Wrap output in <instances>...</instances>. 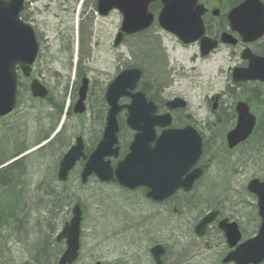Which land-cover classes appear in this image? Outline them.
<instances>
[{"label": "rangeland", "instance_id": "rangeland-1", "mask_svg": "<svg viewBox=\"0 0 264 264\" xmlns=\"http://www.w3.org/2000/svg\"><path fill=\"white\" fill-rule=\"evenodd\" d=\"M22 19L34 30L39 56L29 79L20 74L15 114L4 123L5 130H0V136L10 132L18 137L15 143L6 145L4 135L0 146L5 148L0 153L9 159L18 144L26 148L7 164L22 158L25 161L24 176L20 178L25 184L23 206L25 211L33 210L25 214L27 226L19 224L18 235L2 232L0 264H36L33 246L40 237L52 250L62 252L63 244L56 246L54 240L70 220L74 205L82 211L80 250L75 264H154L149 254L154 245L165 249V264H221L227 251L222 232L213 225L201 238L193 234L197 222L215 209L220 211V219L226 218L240 227L243 239L255 234L259 224L256 199L247 193L246 185L251 179L264 177V107L258 102L261 97L264 102V87L240 88L231 83L230 70L238 60L232 61L224 48L202 60L196 47L183 49L173 36L155 26L125 38L115 48L113 40L121 15L113 11L106 17L99 16L96 0H25ZM140 43L155 48L161 72L157 73L151 63L150 51L143 52V61ZM131 67L142 70L139 86L148 85V96L162 104L160 113L171 112L174 127L190 125L203 141V177L190 194H178L164 205L151 203L140 191L102 185L94 177L81 184L83 162L71 171L66 182L56 178L59 162L75 138H82L87 155L95 148L105 123V90L119 72ZM82 78L89 81L86 112L74 116L70 110ZM32 79L48 90L50 103L31 98ZM255 93L260 96L252 102L259 106L253 112L257 116L254 134L238 149L227 151L224 136L235 120L227 122L224 113L234 98H248ZM215 96H220V109L213 114ZM174 98L182 99L186 108H164L165 102ZM54 104L63 108L60 122L49 140L37 141L50 127ZM123 115L124 112L118 118V137L125 148L132 132L125 127ZM62 128L64 145L38 153Z\"/></svg>", "mask_w": 264, "mask_h": 264}, {"label": "water", "instance_id": "water-1", "mask_svg": "<svg viewBox=\"0 0 264 264\" xmlns=\"http://www.w3.org/2000/svg\"><path fill=\"white\" fill-rule=\"evenodd\" d=\"M25 0H0V119L11 116L15 111L18 86V71L29 77L31 67L38 57V46L33 29L22 22L20 14ZM158 0H97V12L106 16L117 10L122 16L120 32L114 40L117 47L124 35H133L149 29L154 15L148 11L149 5ZM161 10L157 15V25L184 45L199 42L201 57H205L216 48V42L204 37L201 17L204 14L198 0H159ZM230 28L244 38L264 35L261 20L264 21V9L257 0H245L229 14ZM229 37L222 36L221 43H229ZM141 72L131 69L121 72L107 87L105 102L108 107L102 140L88 156L80 178L85 184L88 177L94 175L101 182L108 183L113 178L119 186L135 190L144 187L148 190L146 198L161 203L171 198L177 191H191L195 181L202 175L201 169L193 167L202 154L199 134L192 128L171 129L169 114L156 115L157 108L147 102L141 92H135ZM233 81L264 83V62L253 60L247 70L235 69ZM86 81L78 93L73 108L74 114L84 112L83 102L86 95ZM31 97L45 99L46 89L33 80L29 86ZM123 98L129 99L128 105H119ZM186 103L181 99L167 102L169 110L183 109ZM125 110V125L135 133L129 146V152L123 161L117 163L115 170L105 159H117L118 114ZM237 123L228 133V149L243 143L251 135L255 120L249 115L245 104L236 107ZM162 130L157 137L155 130ZM84 144L80 137L67 151L59 163L57 180L65 182L68 174L80 160H85ZM247 192L257 200V214L260 226L255 237L239 243L241 235L236 223L222 220L218 228L223 232L228 249L231 252L222 260V264H260L264 262V178L253 179L247 185ZM72 218L65 224L57 241L65 240L66 250L57 264H73L79 250V229L81 214L78 206L72 210ZM217 212L206 215L195 227L194 233L201 237L206 227L214 222ZM155 264H161L164 249L157 245L150 249Z\"/></svg>", "mask_w": 264, "mask_h": 264}, {"label": "flooded vegetation", "instance_id": "flooded-vegetation-1", "mask_svg": "<svg viewBox=\"0 0 264 264\" xmlns=\"http://www.w3.org/2000/svg\"><path fill=\"white\" fill-rule=\"evenodd\" d=\"M245 0H199V5H202L203 7H204V9H205V13H204V15H203V17H202V22H203V26H204V36L206 37V38H208V39H210V40H212V41H214V42H216L217 43V48H216V50L215 51H212L211 53H209L208 54V56H206V57H204V58H201V56H200V52H199V57L202 59V60H204V59H206V58H208V57H210L211 55H213V53H215V52H217L219 49H221V48H224L227 52H228V54H229V56H230V58H231V60L233 61V60H238V62H237V64L236 65H234L233 66V68L230 70V74H229V79H230V81H231V83L233 84V85H235V86H237V87H240V88H243V87H248V86H253V85H256V86H262V87H264V83H261V82H258V81H253V82H242V83H236V82H233V78H232V75H233V72H234V70L235 69H239V70H247L248 69V67H249V64H250V62H252L253 60H260V61H263L264 62V35H262V36H260V37H256V36H254V37H251V39L249 40V36H247V37H243V36H241L240 34H238L236 31H232L231 30V28H230V22H229V14L231 13V11L233 10V9H235V8H237L238 6H240L243 2H244ZM258 1H260L261 3H262V5L264 6V0H258ZM160 9H161V3L159 2V1H155L154 3H152L150 6H149V11L151 12V13H153L154 14V16L156 17L157 16V14L159 13V11H160ZM261 22H262V24L260 25V27H261V29H263L264 30V21L263 20H261ZM154 26L156 27V23H154ZM119 31V30H118ZM118 33V32H117ZM116 33V34H117ZM139 34H142V33H138V34H133V35H130V36H126V37H123V39H122V42H123V40L125 39V38H127V37H133V36H136V35H139ZM227 36V37H229V43H227V44H222L221 43V38H222V36ZM177 41V40H176ZM121 42V43H122ZM178 42V44L183 48V49H187V48H189V47H196L197 49H198V51L200 50V48H199V43H194V44H192L191 46H185V45H183L182 43H180L179 41H177ZM37 62V61H36ZM36 64V63H35ZM34 67V66H33ZM126 69H137V70H139L140 72H141V77H140V81H141V79H142V77H143V73H142V70L141 69H139V68H137V67H131V68H126ZM125 70V69H124ZM123 71V70H122ZM120 73V72H119ZM33 80H36V81H38L37 79H32L31 81H30V83L33 81ZM84 81H86V83H87V85H86V95H85V100H84V102H83V106H84V112L82 113V114H74V112H73V108H74V106H75V104H76V102H77V99H78V93H79V90H80V88L82 87V85H83V82ZM39 82V81H38ZM39 84L40 85H42L40 82H39ZM139 85H140V83H139ZM43 86V85H42ZM44 87V86H43ZM45 88V87H44ZM88 88H89V81H88V79L87 78H82L81 80H80V85H79V88H78V90H77V99H76V101H75V103H74V105L72 106V108H71V110L70 111H72V114L74 115V116H81V115H83L85 112H86V99H87V94H88ZM46 89V88H45ZM46 91H47V93H48V95H47V97L45 98V99H34V98H32V99H34V100H37V101H40V102H46V101H48V100H50L49 99V97H50V93L48 92V90L46 89ZM138 91H140L143 95H144V97L147 99V101H150V102H152L154 105H155V107L157 108V115L159 116V115H164V114H166V113H168V111H166L165 113H160V110L163 108L162 107V104L160 103V102H155L154 100H152L148 95V92L146 91V90H144L143 88H140V86H138ZM241 94H243V93H241ZM264 94V93H263ZM261 95V96H264V95ZM260 96V93H255V94H253V95H251L250 97H248V98H245V97H243V95H239V98H234V100H233V105L227 110V112H228V114H227V112H225L224 113V115H225V117L227 118V122H229V123H232V122H234V120H235V124H236V121H237V113H236V107H237V105L238 104H240V103H243V104H245L246 105V107H247V109H248V112L250 113V114H252L253 116H254V118H255V121H257V116H255L254 114H253V112L255 111V109H256V107H259V106H255L254 104L252 105V102H253V100L256 98V97H259ZM219 99H220V96H215L214 98H213V105H212V107H211V112L213 113V114H216L217 112H215L216 110H217V108H219L220 109V105L218 104V102H219ZM104 102H105V99H104ZM167 102H169V101H167ZM167 102H165V104H164V108H166V104H167ZM258 102H260V106L261 107H264V102H263V98L261 97V99L258 101ZM105 105H106V102H105ZM255 106V107H254ZM107 107V106H106ZM105 107V108H106ZM68 109H70V108H68ZM70 111H69V114H70ZM68 112V111H67ZM106 112H107V108H106V111H105V116H106ZM124 111H122L119 115H118V118H119V116L123 113ZM170 115H171V127L172 128H185V127H188V126H190V125H186V126H184V127H174V124H175V122H174V119H173V117H172V114H171V112H170ZM124 118H125V116H126V114H125V112H124ZM105 118V117H104ZM0 120H5V119H0ZM125 122V121H124ZM235 124H234V126H232L231 127V130L235 127ZM60 127H61V125H59ZM59 127V128H60ZM192 127V126H191ZM103 129H104V127H103ZM231 130H229V131H231ZM60 131V129L56 132V134L58 133ZM228 131V132H229ZM227 132V133H228ZM155 133H156V136H159V133H160V131L158 130H156L155 131ZM226 133V134H227ZM102 134H103V130H102V132H101V137H100V140L102 139ZM133 137H134V134L133 133H131V138H130V142H129V144L124 148L123 146H121L120 145V143H119V137H118V147H119V153H118V157H117V159H110V160H108L109 162H110V167L111 168H113V169H115V167H116V165H117V163L119 162V161H121L126 155H127V153H128V149H129V146H130V144H131V142H132V140H133ZM225 137H226V135L224 136V139H225ZM202 138V137H201ZM99 140V141H100ZM202 146H203V141H202ZM242 146V145H241ZM240 147V146H239ZM239 147H237L236 149H238ZM225 149L227 150V151H230V150H228V147H227V145H226V141H225ZM235 149V150H236ZM232 151H234V150H232ZM203 155V154H202ZM18 160V159H17ZM201 161H202V156L200 157V159H199V161H198V163L196 164V166H195V169H202V175H201V177L194 183V185H193V187H192V189H191V191L190 192H188V193H185V192H182L181 190L180 191H178V192H176L171 198H169L168 200H165V201H163V202H161V203H153V202H151V203H153V204H157V205H164L165 203H167V202H169V201H171L172 199H174V198H176V196L178 195V194H182V195H188V194H190L192 191H193V189H194V186H196V184L199 182V180L203 177V175H204V173H205V169H206V165H201ZM56 177H57V175H56ZM93 177V176H92ZM92 177H90V178H92ZM89 178V179H90ZM95 178V177H94ZM79 179H80V175H79ZM100 184H102V185H108V186H112V185H115V186H118L113 180L112 181H110L109 183H101L100 182ZM114 187V186H113ZM119 187V186H118ZM119 188H121V187H119ZM121 190L122 191H127V190H125V189H123V188H121ZM134 191H140L141 193H143V195H144V197H145V199H147L146 198V193H147V189H145V188H138V189H135V190H132V191H128V192H134ZM148 200V199H147ZM74 206H78V208H79V210H80V214H81V220H82V211H81V209H80V206L79 205H74ZM73 206V207H74ZM212 211H214V212H217V216H216V218H215V220H214V222H213V224L212 225H210L209 227H207L206 228V230H205V232H204V235L203 236H205L206 234H207V232L209 231V229H210V227L211 226H213L215 229H217V230H219L218 229V224L222 221V220H228V219H226V218H223V219H220V211L219 210H217V209H215V210H212ZM71 217H72V210H71ZM71 219V218H70ZM200 221V220H199ZM229 221V220H228ZM258 221H259V224H258V226H257V230H256V232H255V234L254 235H256L257 233H258V229H259V226H260V220L258 219ZM68 223V222H67ZM66 224V223H65ZM64 224V225H65ZM197 224H198V222H197ZM196 224V225H197ZM195 225V226H196ZM237 225V224H236ZM195 226L193 227V231H194V228H195ZM238 226V225H237ZM80 227H81V222H80ZM238 229H239V232H240V235H241V237H242V240L244 241V240H246V239H248V238H246V239H243V232H241V230H240V227L238 226ZM62 231V230H61ZM61 231L59 232V234L56 236V238H55V240H54V244L57 246L58 244H63V246H64V248H63V251L62 252H60V251H57V253H56V257H55V262H56V264L58 263V261L60 260V258H61V256H62V254L65 252V250H66V244H65V240H60V241H57V237L61 234ZM194 234V233H193ZM195 235V234H194ZM222 235H223V237H224V239H225V236H224V234L222 233ZM253 235V236H254ZM196 236V235H195ZM202 236V237H203ZM252 236V237H253ZM249 238H251V237H249ZM79 250H80V229H79ZM225 244H226V241H225ZM154 246H157V245H154ZM154 246H152L151 248H153ZM160 246V245H159ZM162 247V246H161ZM150 248V249H151ZM163 248V247H162ZM226 248H227V251H226V253H225V256H227L230 252H231V250L230 249H228V247H227V245H226ZM150 249H149V254H150ZM164 249V248H163ZM79 250H78V255H77V258H76V261H77V259H78V256H79ZM165 255V249H164V254L162 255V257L160 258V260H161V264H165L164 263V261H163V256ZM151 256V255H150ZM152 258V257H151ZM223 259V258H222ZM76 261L73 263V264H75L76 263ZM152 261H153V259H152ZM153 263H154V261H153ZM52 264H54V263H52ZM155 264V263H154ZM260 264H264V262H261Z\"/></svg>", "mask_w": 264, "mask_h": 264}, {"label": "trees", "instance_id": "trees-1", "mask_svg": "<svg viewBox=\"0 0 264 264\" xmlns=\"http://www.w3.org/2000/svg\"><path fill=\"white\" fill-rule=\"evenodd\" d=\"M140 49H141V58L144 61V54L143 52L150 51L152 55L151 63H153L154 68H156V72L159 73L161 72L162 64L161 62L159 63V54L155 52V48L151 47V44L146 43L143 45L142 43L139 44ZM154 46V44H153ZM155 47V46H154ZM140 52V51H139ZM145 63V62H144ZM148 64V63H147ZM158 75V74H157ZM148 88L147 84L143 85V89L146 90ZM48 103L51 102V100L47 101ZM54 111L55 114L51 115L50 118H53V121L50 119V127L49 129L45 132L42 133L37 141L44 142L46 140H49L50 135L55 131V128L57 127V124L60 122L61 115H62V106L58 104H54ZM14 116V115H13ZM13 116L5 119V120H0V130L2 131L5 126V122L7 120H10L13 118ZM264 130V127H263ZM13 131V130H12ZM7 137V143L12 142L15 143V139H17L18 134H12L10 132H3L2 135L0 136V141L3 136ZM63 135V128L55 134V137L52 141H50L45 147L41 148L38 153L48 149H55L56 147L59 149L58 145H64V142L62 141L61 136ZM5 145L0 146V151H3V148ZM26 148H22V145L18 144L14 151L12 152L10 156V160L17 158L21 154L25 152ZM16 153V154H14ZM43 153V154H44ZM14 154V155H13ZM45 155V154H44ZM7 157H2V154L0 153V237L2 236V232L5 230L9 231L12 234H17L19 231V224L23 225L25 228L26 223L28 222L25 218L27 215L25 214H31L33 209H29L28 211H25V206H23V201H24V189H25V184L24 181H22L20 178L24 176V160L18 159L13 161L10 164H7L10 160ZM20 211H21V216H20ZM19 215V216H18ZM21 218V220H20ZM27 226V225H26ZM18 227V230L16 232V229ZM25 231V230H23ZM27 231L25 232L26 236ZM42 239V237L39 238L38 242L33 246L34 247V260L36 264H52L55 260L56 253L57 251L52 250L50 248V245H46Z\"/></svg>", "mask_w": 264, "mask_h": 264}]
</instances>
